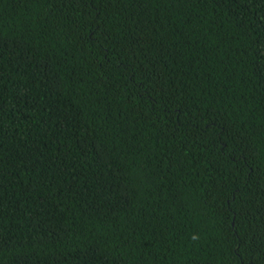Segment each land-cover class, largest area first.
<instances>
[{"label": "trees", "instance_id": "1", "mask_svg": "<svg viewBox=\"0 0 264 264\" xmlns=\"http://www.w3.org/2000/svg\"><path fill=\"white\" fill-rule=\"evenodd\" d=\"M0 264H264V0H0Z\"/></svg>", "mask_w": 264, "mask_h": 264}]
</instances>
